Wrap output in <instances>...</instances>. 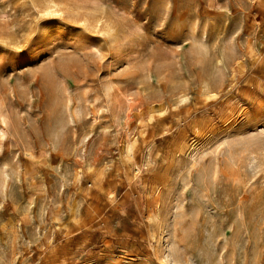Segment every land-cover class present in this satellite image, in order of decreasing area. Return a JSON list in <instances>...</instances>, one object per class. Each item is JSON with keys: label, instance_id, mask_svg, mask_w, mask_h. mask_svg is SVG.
<instances>
[{"label": "rangeland", "instance_id": "1", "mask_svg": "<svg viewBox=\"0 0 264 264\" xmlns=\"http://www.w3.org/2000/svg\"><path fill=\"white\" fill-rule=\"evenodd\" d=\"M50 1L0 0V264H264V0Z\"/></svg>", "mask_w": 264, "mask_h": 264}, {"label": "bare ground", "instance_id": "2", "mask_svg": "<svg viewBox=\"0 0 264 264\" xmlns=\"http://www.w3.org/2000/svg\"><path fill=\"white\" fill-rule=\"evenodd\" d=\"M34 3V2H33ZM38 3V2H37ZM37 3H34L33 4V6L37 9V8H40V12L39 13H43V17H46L45 19L47 20L48 18V20L47 21H49V20H54V19H57L58 17H59V10L60 9H57L56 7H55V4L53 3V1H50V0H40V3H38L39 4V6L37 5ZM55 3H56V1H55ZM57 4V3H56ZM34 9V8H33ZM30 10H32V8L30 9ZM37 13H38V10H37ZM40 15V14H39ZM58 16V17H57ZM41 17H42V15H41ZM99 18V17H98ZM40 19V18H39ZM92 22H94L93 20H92ZM88 24H90V22L88 23ZM92 24V23H91ZM90 24V25H91ZM96 24V23H95ZM97 24H98V22H97ZM16 25V24H15ZM92 26V25H91ZM90 26V27H91ZM97 28V27H96ZM17 32H18V30H17ZM16 32V33H17ZM18 34V33H17ZM2 36V35H1ZM11 37H16V36H12V35H10ZM3 37V36H2ZM10 38V37H9ZM13 38V39H14ZM17 38V37H16ZM15 38V39H16ZM212 96H215V94H211V95H208V100L209 101H211L212 100ZM195 149H196V147H195ZM193 150H194V148H193ZM142 183H144V181H142ZM157 208H158V211L160 212V210H161V204H160V202L158 201L157 202Z\"/></svg>", "mask_w": 264, "mask_h": 264}]
</instances>
